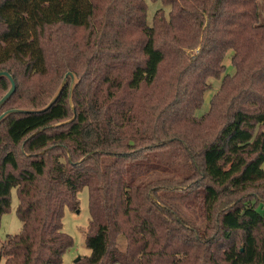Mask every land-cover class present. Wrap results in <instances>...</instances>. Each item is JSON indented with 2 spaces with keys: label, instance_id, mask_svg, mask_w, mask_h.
Here are the masks:
<instances>
[{
  "label": "trees",
  "instance_id": "obj_1",
  "mask_svg": "<svg viewBox=\"0 0 264 264\" xmlns=\"http://www.w3.org/2000/svg\"><path fill=\"white\" fill-rule=\"evenodd\" d=\"M161 1L149 24L146 0H0V114L80 79L73 120L68 79L0 123V264H63L83 187L78 264H264V0Z\"/></svg>",
  "mask_w": 264,
  "mask_h": 264
},
{
  "label": "rangeland",
  "instance_id": "obj_2",
  "mask_svg": "<svg viewBox=\"0 0 264 264\" xmlns=\"http://www.w3.org/2000/svg\"><path fill=\"white\" fill-rule=\"evenodd\" d=\"M146 2L148 4L147 22L149 24H152L154 15L159 8H164L167 12L170 9V7L164 5L161 0H146ZM224 64L226 65V73L233 74L235 72L232 61V51L227 53ZM209 82L211 83V88L205 93L204 102L201 108L197 110V115H202L209 110L211 99L218 91L222 79L210 78ZM11 197V209L2 215L0 221V246L8 235L19 233L22 229V221L17 214L19 200L15 188L12 189ZM77 198L79 201L77 209H71L68 206H65L64 209L63 229L73 237L74 244L64 253L63 264H78L77 262L80 258L88 256L91 253V250L86 245V235L91 220L88 187H83L78 191ZM174 202L181 205L191 220L194 219L195 221H199L200 218L199 215L194 212V206H191L187 201H182L181 199L174 200ZM119 241L121 245H124L123 237H120Z\"/></svg>",
  "mask_w": 264,
  "mask_h": 264
},
{
  "label": "water",
  "instance_id": "obj_3",
  "mask_svg": "<svg viewBox=\"0 0 264 264\" xmlns=\"http://www.w3.org/2000/svg\"><path fill=\"white\" fill-rule=\"evenodd\" d=\"M1 78H5V79H7L9 81L10 88L7 91V93L3 97L0 98V109L6 103V101H8L10 99V97L13 95V93L15 92V89H16V82H15V79H14V77H13V75L11 73H9L8 71H5V70H1L0 71V79ZM69 78L71 80V82H70V104H71V108H72V110L74 112V115H73V117L71 119H68V120L63 121V122L56 123V124H54V126H57V125H60L62 123L69 122V121L73 120L74 117H75V106H74V102H73V93H74V90H75L76 86L78 85L80 79L78 78L76 73H74L73 71H68L65 74L61 84L59 85V87L55 91L54 95L52 96L50 101L45 106H43L41 108L22 107V108H11V109H8V110H6V111H4L3 113L0 114V123L5 118H7L9 115H11L13 113L38 112V111L47 110L58 99V97L62 93L65 85L67 84V81H68ZM36 133L37 132H34L31 136L35 135Z\"/></svg>",
  "mask_w": 264,
  "mask_h": 264
}]
</instances>
